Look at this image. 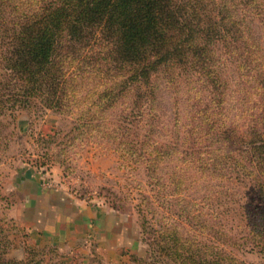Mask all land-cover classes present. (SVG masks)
Returning <instances> with one entry per match:
<instances>
[{"label":"trees","instance_id":"trees-1","mask_svg":"<svg viewBox=\"0 0 264 264\" xmlns=\"http://www.w3.org/2000/svg\"><path fill=\"white\" fill-rule=\"evenodd\" d=\"M228 62L261 94L233 115ZM184 88L167 130L165 93ZM37 103L73 121L48 139L63 146L57 162L107 141L163 193L138 206L148 257L134 264H243L226 248L243 244L264 257V213L234 238L190 199L207 178L251 181L264 199V0H0V119ZM5 225L0 264H48L33 251L7 260Z\"/></svg>","mask_w":264,"mask_h":264},{"label":"rangeland","instance_id":"rangeland-1","mask_svg":"<svg viewBox=\"0 0 264 264\" xmlns=\"http://www.w3.org/2000/svg\"><path fill=\"white\" fill-rule=\"evenodd\" d=\"M251 34L257 40L263 35L258 18ZM228 79L232 115L255 107L261 97L256 78L243 76L228 62ZM179 97L181 107H188L185 88L180 96L165 93L167 130L173 128ZM0 122V219L7 220V260L25 261L29 251L48 264H134V258L148 257L138 206L144 194L163 193L158 194L143 166L128 170L113 146L102 140L78 145L61 157L64 163L57 162L56 151L63 146L59 139H48L68 132L73 121L40 103ZM191 198L203 201L204 211L234 238L246 235L248 225L264 213V199L248 180L203 179L194 184ZM226 248L243 264H264L252 245Z\"/></svg>","mask_w":264,"mask_h":264}]
</instances>
